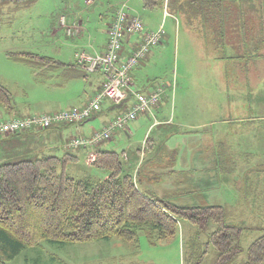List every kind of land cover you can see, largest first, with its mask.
Instances as JSON below:
<instances>
[{"label":"rangeland","instance_id":"obj_1","mask_svg":"<svg viewBox=\"0 0 264 264\" xmlns=\"http://www.w3.org/2000/svg\"><path fill=\"white\" fill-rule=\"evenodd\" d=\"M86 1L40 0L32 10L20 11L12 24L1 26L0 82L10 89L17 107L26 105L23 89L26 93L31 91L33 99L38 98V93L49 97V90L40 91L39 88L35 92L33 88L37 87L31 69L13 62L7 54L35 52L70 63L75 51L81 52L83 48L106 40V30L117 9L114 7L120 5V0H94L91 5ZM137 1L139 6H134L130 12L143 20L146 30L163 28L164 34L162 41L152 47L139 64L136 86L150 89L164 85L167 113L181 131L173 132L176 129L173 128L159 134L152 128L147 146L135 141L142 136L140 131L137 135L133 131L131 140L143 155L137 173L132 175L137 181L140 171L138 185L142 191H146V179L150 176L147 173L157 175L150 181L147 179L154 195L180 207L204 206L203 200L228 206L227 222L243 228L240 259L245 260L250 244L264 229V193L258 195L260 190L264 191V67L252 65L256 60L264 61V52L258 56L259 51L255 49V46H264V19H240L235 13L234 21L229 22L226 29L225 18H220L219 7L210 4L211 0H160L153 6L145 5L144 0ZM71 13H76L84 22L81 35H67L69 29L60 25V16L69 17ZM77 25L75 23L72 28L74 33ZM244 45L252 46V64L249 58L236 59L234 63L233 50L226 47ZM141 76L147 79L142 81ZM73 91V98L77 100V90L73 88ZM57 98L55 101H70ZM154 115L157 119L161 117L156 111ZM96 122L93 119L86 124L93 126ZM154 122L152 117L150 123ZM91 126H87L86 131L89 132ZM77 136H82L81 132ZM64 141L63 138L59 140L61 150ZM211 150L219 155L220 177L205 186L200 184L202 171L197 168L200 162L196 164L194 160ZM176 158L177 165L187 168L183 172H170ZM154 164L157 168L149 169ZM258 165L262 168L261 180L251 170ZM67 171L76 179L89 175L102 179L108 173L87 166L82 155ZM198 230L182 221L174 237L155 244L150 243V235L145 230L140 232L139 244L115 237L78 244L43 241L7 264H186L185 244ZM215 230L216 225L210 222L201 231L200 240L206 242ZM214 262L215 251L211 249L201 264Z\"/></svg>","mask_w":264,"mask_h":264},{"label":"trees","instance_id":"obj_2","mask_svg":"<svg viewBox=\"0 0 264 264\" xmlns=\"http://www.w3.org/2000/svg\"><path fill=\"white\" fill-rule=\"evenodd\" d=\"M36 1L0 0V26L7 15L12 21L18 11ZM144 1L147 6L160 2ZM10 56L33 68L51 62L31 52ZM0 107L8 111L13 108L10 91L1 83ZM75 160L68 153L0 163V264L43 241L78 244L115 237L139 244L140 232L145 230L150 243L155 244L174 237L182 221L199 228L185 244L186 264H201L211 249L215 251L214 264H264V229L250 244L247 258L241 260L243 228L227 222L228 208H184L144 193L134 176L124 173L122 158L115 152H98L92 163L108 172L106 179L74 178L67 166ZM210 222L216 230L202 242L201 231Z\"/></svg>","mask_w":264,"mask_h":264},{"label":"crops","instance_id":"obj_3","mask_svg":"<svg viewBox=\"0 0 264 264\" xmlns=\"http://www.w3.org/2000/svg\"><path fill=\"white\" fill-rule=\"evenodd\" d=\"M40 0H37L31 7L29 8H23L20 11H30L32 10L36 4ZM94 0H87L86 3L88 5H91ZM124 0H120V4ZM128 5H131L130 10L132 8V11L134 10V6H139V1L137 0H129ZM89 2V3H88ZM143 3V2H142ZM215 4V6L219 7L218 10L220 12V18L226 20V29L229 28V22L232 20L234 21V14H237L238 18L242 19H251V20H261L264 19V0H211L210 4ZM118 6L114 7L116 9ZM178 8H181V4L178 3ZM176 10V9H175ZM18 11L12 21L8 19L7 17L4 19L2 22L1 26L5 23L12 24L16 18L17 14L20 12ZM115 12V11H114ZM131 13V12H130ZM167 13V11H166ZM134 15V13H131ZM225 14V15H224ZM71 16L69 17H64V15L60 16V25L65 29L73 28L75 23H77L78 29L76 32H67V35H81L83 32V20L79 18V16L76 13H71ZM114 16V13H113ZM137 16V15H135ZM139 17V16H138ZM113 19V17H112ZM111 19V20H112ZM223 21V20H222ZM224 23V21H223ZM0 26V28H1ZM260 27V25H259ZM108 29L106 30V40L102 44H93L91 46H88L87 48H83L80 51L81 52H86L89 55H95L97 53H104L106 50V42H107V35ZM140 36L139 35H133L129 39L125 41L124 45V50H123V56H126L131 52L132 49L137 47V42L139 41ZM230 47L233 51L234 54H232V58L234 59V63L236 62V59H241L245 58L249 60V64H252L250 62V49L252 46H239L238 48L234 46H226ZM256 47V48H255ZM254 48L259 51L258 56H261V53L264 52V46H255ZM92 50V51H90ZM28 52V51H25ZM79 51L74 52V60L71 61L70 63H66L65 61L53 57V56H47V55H41L35 52H31L33 54H37L42 57L50 58L51 62L49 65L42 66L41 68H33L31 65L26 63L25 61L18 60L16 58H12L10 54H7V57L12 60L13 62H16L21 65H25L29 67L32 71L33 75V82L37 88H33L36 91L40 88V91L44 89L45 91H48L49 97L39 95L37 94V97L40 98H31V91L27 92L23 89L24 95L26 94L27 96V102L25 107H17L13 101V95L10 91V89L4 85L11 94L12 97V110L8 111L3 108H0V117L4 118H13V117H23L27 115H32V114H39V113H44V112H55V111H60V110H68L72 107H82L85 105L91 98L92 96L101 88L103 80H104V75L100 70L91 72L87 71L85 68L77 64L76 61V53ZM221 59L224 57L222 56H217ZM252 60V59H251ZM145 65V64H144ZM252 65L255 66H263L264 67V61L261 63V60H256ZM139 67L135 68L132 71V80H133V89L135 91H141V92H151L155 87H152L150 89L148 88H143L140 86H136L135 80H136V75H138V70ZM141 69V67H140ZM145 76V75H143ZM142 77V81H145L147 77ZM31 86V87H35ZM145 87V86H144ZM73 88L77 90V100L73 96L75 95V92L73 91ZM62 90L61 92H57L56 90ZM90 93L92 95L89 97ZM59 97L57 99H64V100H70L66 102H61L60 100L55 101L53 98ZM89 98V99H88ZM135 98L132 95H129L127 99L121 103L117 104L111 100H106V102L103 104L101 110L93 116L88 119L87 121L80 123V124H62L58 126H54L52 128L48 129H33L29 132L13 135V136H0V163H5V162H15L21 159H37L49 155H54L58 157H62L65 154H72L76 157V160L71 162L77 164L79 161L80 156L82 155L84 157V161L87 166L89 167H94L92 164H89L87 162L86 156L87 153L89 152H115L118 153L123 161L124 164V173H130V174H135L138 171V166L140 164L141 156L143 155L142 150L139 149V147H134L139 141L143 142V145H148L150 141V135L149 131L150 129L153 128V130H157L159 134H163L168 130H171L173 128H176L173 130V132H179L181 131L180 127L175 125L174 119L170 117L167 113V107L164 103V98L162 102L155 107L154 112L156 111L161 117L158 119L156 116H151L148 113H140L137 116V119L134 120L133 122L130 123L129 127L124 130H117L114 134L111 140L102 142L94 147H88V148H79V149H73L69 148L68 144L71 138L77 136L78 132H81L82 136L86 137H91L92 134L103 127L105 124H107L110 120L115 118L121 111L128 109L131 107L133 104ZM35 103V106L33 104ZM155 118V122L153 124L150 123L151 118ZM93 119H96V124L93 123L91 125H87V122L92 121ZM240 121V120H239ZM98 126V127H95ZM170 125L174 127H170ZM87 126L90 127V131L87 130ZM153 126V127H152ZM148 128V129H147ZM145 130V131H144ZM179 130V131H178ZM133 131H136L135 135H137V132H141L140 136H142L138 139L135 140L134 143L131 140V135L134 134ZM87 132V133H86ZM66 137V138H65ZM65 139L64 141V149L61 150L59 147V140ZM129 139V140H128ZM128 140V142H127ZM109 143V144H108ZM157 160V159H156ZM155 160V161H156ZM154 161V159H153ZM177 158L174 160V163L170 167L171 171L170 172H183L182 170H185L186 167H182L177 165ZM194 162L198 165V169L202 171V177L200 184H206L205 186H209V184L212 182V180L218 179L219 176V163H220V158L217 153V151L211 150L208 154H205L204 156H197L195 157ZM69 163L68 166L71 164ZM67 166V168H68ZM157 164H154L152 168L156 167ZM95 168V167H94ZM180 168L179 171H177ZM97 169V168H95ZM137 169V170H136ZM187 169V168H186ZM255 172L254 176L259 177L260 180L261 175L259 172L261 171L260 165L257 167L251 168V170ZM100 170V169H98ZM156 170V169H154ZM190 170V168H189ZM104 171V170H103ZM147 174H150L149 178L147 179L150 181L154 178H157V175L155 176L152 172H148ZM108 173H106L104 176H102V179H106L108 177ZM140 171L138 173V176L136 177L137 181L136 184L140 191L142 189L139 187L138 182L140 180ZM85 177H92L91 175L85 176ZM83 177V178H85ZM224 178H228L227 175H223ZM92 178H95L92 177ZM98 179V178H96ZM146 179V191H142L147 194H152L154 195L155 191L153 188L147 183ZM258 179V178H257ZM262 191V190H260ZM258 192V195H261L264 193ZM153 192V193H152ZM155 197L157 195H154ZM158 198V197H157ZM258 201V199H256ZM261 202V200H260ZM204 206H209V205H219V204H211L207 200L202 201ZM264 203V201H263ZM223 206V205H221ZM228 207V206H224Z\"/></svg>","mask_w":264,"mask_h":264},{"label":"built area","instance_id":"obj_4","mask_svg":"<svg viewBox=\"0 0 264 264\" xmlns=\"http://www.w3.org/2000/svg\"><path fill=\"white\" fill-rule=\"evenodd\" d=\"M129 0H124L114 12L113 19L108 27V38L104 53L89 55L86 52L76 53L77 63L87 71L100 70L104 75L101 88L82 107H72L51 113H39L24 117L0 119V135L8 136L31 131L33 129H48L62 124H80L99 112L106 102L111 100L117 104L123 103L129 95L135 100L131 107L121 111L90 138L85 136L73 137L69 148L94 147L100 142L112 139L117 130L127 129L131 122L137 119L138 114L148 113L154 116L164 94V85L156 87L151 92L135 91L132 87V71L145 59L150 49L158 45L163 38V28L158 31L146 30L143 20L130 14ZM69 32H74L69 28ZM133 35H139L137 47L123 56L125 41ZM88 163L96 159L94 152L89 153Z\"/></svg>","mask_w":264,"mask_h":264}]
</instances>
